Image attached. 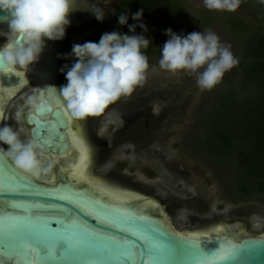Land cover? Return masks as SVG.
<instances>
[{
	"label": "rangeland",
	"instance_id": "374dc122",
	"mask_svg": "<svg viewBox=\"0 0 264 264\" xmlns=\"http://www.w3.org/2000/svg\"><path fill=\"white\" fill-rule=\"evenodd\" d=\"M79 1L75 0L72 10L76 9ZM120 1L82 0L83 15L70 21L62 41L54 42L61 53L62 68L65 65L70 67L75 60L70 56L73 44L97 42L102 28L112 17ZM180 1L183 15L186 16L183 20L184 27L179 30L178 35L207 32L211 29L220 37L221 43L231 45V51L239 61L236 53L239 52L240 32L232 33L224 19L236 15L246 26L259 24L252 3L254 0H241L235 12L209 11L204 7L203 0ZM95 7L104 9L106 15L103 22H97L87 12ZM205 18L210 20L207 27L203 26ZM3 44L4 40L0 35V45ZM160 59L159 50L148 61L149 69L145 80L131 94L121 96L100 114L83 120L82 129L95 150L116 148L113 154L112 150L109 152L107 162H102L94 154L95 175L105 178L103 183L109 184L111 179L125 189V192L159 204L156 206L159 208L158 212H163V216L177 231L189 235H208L215 225L221 223L230 228L239 225L248 236H262L264 195L248 200L238 198L234 173L213 164L206 157L193 154L186 143L198 122L197 112L203 100L221 86V82L235 71V67L226 72L222 81L214 88L201 90L195 83L194 74H172L161 70ZM65 73L66 70L58 78L60 88L65 85ZM232 80L236 83L235 78ZM19 105L20 102L15 101L12 107H8L2 127L7 124L17 130L23 129L21 139L30 141V128L25 125V120L27 113L33 108L21 110L22 119L17 123L15 114ZM90 118L100 119L98 128L93 130L97 143L92 141L88 129L90 127H87L88 123L92 124ZM5 148L8 149V146L5 145ZM46 167L50 168L43 176L47 181L61 167V161L56 164L48 161Z\"/></svg>",
	"mask_w": 264,
	"mask_h": 264
},
{
	"label": "clouds",
	"instance_id": "9594fccd",
	"mask_svg": "<svg viewBox=\"0 0 264 264\" xmlns=\"http://www.w3.org/2000/svg\"><path fill=\"white\" fill-rule=\"evenodd\" d=\"M71 3L72 0H0V13L4 14L0 23L8 25L11 38V42L0 45V74L27 73L43 53L46 41H62L70 26ZM240 3L241 0H203L207 10L218 12H235ZM87 12L97 22H103L106 15L101 7ZM142 17L143 9L131 15L136 23L128 25V13L117 16L121 27L128 25L130 35L113 30L103 33L98 43L72 45L70 56L75 63L61 69L66 70L67 83L59 93L49 88L62 99L73 120L83 121L100 114L145 80L149 63L143 50L153 41L145 35L148 29ZM137 27L142 30L139 35ZM164 35L168 39L160 49V69L172 74H194L201 90L214 88L239 63L231 45L221 43L211 29L178 35L169 28ZM26 102L36 112L50 109L43 95L30 96ZM21 119L22 112L17 111L15 120L19 123ZM22 131L7 124L0 128V144L8 146L7 150L0 147V161L10 160L17 169L37 176L48 172L50 168L40 159L37 144L22 140Z\"/></svg>",
	"mask_w": 264,
	"mask_h": 264
},
{
	"label": "water",
	"instance_id": "95a60500",
	"mask_svg": "<svg viewBox=\"0 0 264 264\" xmlns=\"http://www.w3.org/2000/svg\"><path fill=\"white\" fill-rule=\"evenodd\" d=\"M3 15L0 13V16ZM3 26L7 24L0 23V27ZM62 111L61 108L50 106L48 111H43L46 113L43 116L39 115L41 112L34 111L27 117L29 126L33 127V142H51V146L43 143L44 150L51 158L53 153L61 158L68 155L60 150L68 147V144L58 138L64 131ZM90 147L93 154L94 147ZM6 163L9 161H0V259L17 255L19 248L35 246L40 239L36 227L38 224L48 221L53 227H59L56 221L66 219L67 222L77 220L84 226L87 234H77L75 240L82 249L92 254L71 259L64 264H105V250L117 241L128 243L137 252H141L148 244H156L163 248L159 264H187L186 256L179 250L184 243V236L178 235L159 214L139 212L136 203L110 205L104 199L91 195L87 188L76 189L64 177L59 178L53 187L45 181L31 179L15 187H5L3 176ZM69 189L74 194L71 203L55 199L56 196L70 194ZM226 228V235L206 239L215 240L218 245L229 249L236 245L238 255L233 260L218 261L217 264H264V250L250 247L264 240V235L248 236L239 225ZM48 242L51 244V240ZM15 264L26 262L17 256Z\"/></svg>",
	"mask_w": 264,
	"mask_h": 264
},
{
	"label": "trees",
	"instance_id": "16d2710c",
	"mask_svg": "<svg viewBox=\"0 0 264 264\" xmlns=\"http://www.w3.org/2000/svg\"><path fill=\"white\" fill-rule=\"evenodd\" d=\"M252 3L259 24L246 26L236 15L224 19L232 33L240 32L236 53L240 60L229 80L203 100L198 122L186 141L193 154L233 172L237 197L247 200L264 195V2ZM141 9L148 29L145 35L153 41L143 50L150 61L168 39L164 32L171 28L178 34L184 27L180 0H121L100 37L113 30L130 35L128 25L136 23L131 15ZM126 13L128 25L121 27L117 16ZM209 25L205 18L203 26ZM141 33L137 27L136 34Z\"/></svg>",
	"mask_w": 264,
	"mask_h": 264
},
{
	"label": "snow or ice",
	"instance_id": "6c2138e0",
	"mask_svg": "<svg viewBox=\"0 0 264 264\" xmlns=\"http://www.w3.org/2000/svg\"><path fill=\"white\" fill-rule=\"evenodd\" d=\"M17 77H22V72H15ZM59 107L63 110L64 131L58 137L63 142L71 146V155L76 157L73 166L68 169L73 180H89L88 163L90 159V149L82 136H74L71 130L76 127L68 116L65 106L57 101ZM46 113H39L40 116ZM43 135V133H41ZM43 143L51 142L44 141ZM43 143L37 142L40 147L38 152L45 160H50L51 156L44 150ZM67 153L68 147L60 149ZM37 175L18 171L11 163L4 165L3 184L7 186H18L29 181ZM68 195H59L55 199L65 200L69 203L73 201V195L69 189ZM59 227H53L48 221L38 224L37 230L40 239L35 246L31 248H19L17 255H11L0 259V264H15L17 256L26 264H64L74 258L84 257L92 254L90 251L82 249L75 240L77 234L86 235V230L79 221L73 220L67 222L66 219L56 221ZM51 240V244L48 242ZM184 243L179 247L180 252L186 256L187 264H217L218 261L233 260L238 255V248L233 245L231 249L218 245L215 240L204 238L201 234H193L183 238ZM251 248L260 247L264 250V240L258 244L250 245ZM105 264H159L163 255V248L156 244H148L141 252H137L126 242H114L113 245L105 250Z\"/></svg>",
	"mask_w": 264,
	"mask_h": 264
},
{
	"label": "flooded vegetation",
	"instance_id": "af4514ba",
	"mask_svg": "<svg viewBox=\"0 0 264 264\" xmlns=\"http://www.w3.org/2000/svg\"><path fill=\"white\" fill-rule=\"evenodd\" d=\"M83 6H84V4H82V1H81V2H79L76 9L70 11V13H69V20L70 21L76 20V19H78V17L83 15V13H81V12H83V11H81L83 9ZM8 32H9L8 25L0 27V35L2 36V39L4 40V44L7 41L11 42V38L8 36ZM54 42L55 41H46L45 42L46 47H45L43 53L41 54V56L39 57L38 61L30 66L29 71L27 73L24 74L22 72L23 73L22 77H17L15 75V73L14 74L10 73V75L9 74H4V75L0 74V89H1L0 90V128H2V122H3V118H4V114H5L6 110L8 109L9 106L12 107V104L15 101L20 102V105L17 106V111L29 109L31 106L27 104V102H26L27 98L30 96H35V95H43L44 98L48 101L49 105L53 108H60V107H58L59 106L57 103L58 100H59V102H61L64 105L62 99L57 95V93H59V89H60V86H59L60 81L58 80V78L62 75L61 74V72H62L61 71L62 61H61V53L54 46ZM73 63H75V60ZM18 72H20V71H18ZM44 72L48 73V79H42L41 74H44ZM33 74H35V75H33ZM66 83H67V81L65 79V84ZM49 87L55 88L57 90V93L55 92V90H53ZM2 89H4V90H2ZM6 89H7V92H6ZM49 92H50V94H49ZM49 95H51V97ZM2 100H4V102ZM33 112H34L33 109H32V111L28 112L27 116H26V120H25V125L30 128L29 137H30V141H32V142H33V140L31 138V130L33 127L29 126L28 121H27V117L29 114H31ZM69 118L71 119V123H73V125H77V122H78V124H79L78 126L83 127V123H84L83 121L82 122L77 121V120L73 121V119L70 116H69ZM90 120L92 121V124L88 123L87 127L89 126L92 130L90 128H88L89 134L92 137V141L97 143L98 141L96 139V136H95V133L93 132V130L95 131V129L98 128V125H99L98 123L100 122L99 121L100 119L99 118H96V119L90 118ZM82 127H79L80 129L77 127L72 129L71 134L74 133L75 136H82L84 138L86 144L88 145L89 149H90V159H89L88 168H87L88 176L89 177L91 176L89 181H94L95 184L103 183L105 181V178L98 177L94 173V170H93L94 169V156L97 154L98 158L102 162H107L109 152L112 150V148H108V149L105 148L101 151L95 150V148H93V152H94L93 154H95V155H93L91 147L89 145V142L86 140V136L84 134ZM88 129H87V131H88ZM0 145H1L0 147H3L5 150H7L5 148L4 144H0ZM68 148L71 149V146L68 145ZM115 150H116V148H114L111 153L113 154ZM39 151L40 150H38V152ZM71 151L72 150H69V152H67L70 157L68 156V157H63V158H60L61 156H58L57 154L53 153L52 158L55 156L53 158L55 161L52 159L45 160L40 156V159L43 161L45 166H46V163L48 161H51L54 164L59 163L61 161V167L62 168L61 167L57 168V170L58 169L59 170L55 174H53L47 180V182H46V180H44V177H43L44 173L39 175L40 180L37 179L36 176L33 177L31 180L37 181V182H39V181L44 182L45 181L49 186H52V187L56 184V182L59 178L64 177L68 180V177L66 175H63L62 173L65 171V168L68 164L67 161L71 160V163H74V161L76 160V157L70 154ZM56 160H58V162ZM8 161H9V163H11L13 165V163L10 160H8ZM18 171H21V170L18 169ZM21 172H23V171H21ZM29 175L31 176L30 173H29ZM51 181H52V183H51ZM68 181L72 185H74L75 187H78L79 189L87 188L90 192L95 193L97 196H99L101 194L98 189L91 187L90 185H88L86 183H83L81 186H78V185L74 184L73 181H71L70 179ZM117 190H118L117 193H119L120 188L118 187ZM117 196H118V198L116 197V200H117V202H120V193ZM113 199H114V197H113ZM183 236L186 237V235H183Z\"/></svg>",
	"mask_w": 264,
	"mask_h": 264
},
{
	"label": "bare ground",
	"instance_id": "6f19581e",
	"mask_svg": "<svg viewBox=\"0 0 264 264\" xmlns=\"http://www.w3.org/2000/svg\"><path fill=\"white\" fill-rule=\"evenodd\" d=\"M82 0H80L79 2H81ZM79 4V3H78ZM75 6V0H72L71 3V8L73 9ZM72 11V10H71ZM10 75V73H8ZM14 74V73H13ZM4 75V74H3ZM35 75V74H33ZM32 76V75H31ZM42 79H48V73L44 72V74H41ZM17 87V86H16ZM2 88V87H1ZM15 88V87H14ZM1 90V89H0ZM4 90V89H2ZM14 90V89H13ZM7 92V89H6ZM51 92V91H50ZM49 92V94H50ZM6 94V93H5ZM51 97V95H49ZM7 98V97H6ZM4 102V100H2ZM59 107V106H58ZM74 121V120H73ZM73 124V123H72ZM78 125V124H77ZM79 128V127H77ZM80 129V128H79ZM81 131V130H80ZM72 135H74V133H72ZM75 136V135H74ZM1 146V145H0ZM71 150V149H69ZM55 157V156H54ZM53 157V158H54ZM70 157V156H69ZM53 158H51L52 160H54ZM57 158V157H56ZM61 158V157H60ZM66 159V158H65ZM64 159V160H65ZM68 159V158H67ZM55 161V160H54ZM58 162V160H56ZM47 162V161H46ZM67 166L65 168V171L62 173L63 175H66L68 177V180L70 179L71 181H73L74 184L81 186L83 183H86L88 185H90L91 187H94L96 189L99 190V192L101 193L99 196H97L95 193L90 192L89 193L93 196H96L99 199H104L108 204L110 205H130L132 203H136L137 206H139L137 208V211L139 212H144V213H153V214H159L163 220L167 221V219L165 218V216H163V212H158L159 208L156 206H158L159 204H156V202H151L149 199L147 198H143L140 197L139 195L137 196L136 194H130L128 192H125L126 190L119 187V184H117L116 181H113L111 179H109V184L108 183H97L95 184V182L89 181V180H85V181H80V180H73L72 176L70 175L68 169L71 168L73 166V163H71V160L67 161ZM62 168V167H61ZM59 170V169H58ZM64 170V169H63ZM37 179L40 180L39 176H36ZM47 182V181H46ZM50 182V181H49ZM52 183V181H51ZM108 184V185H107ZM74 186V185H73ZM107 186V187H106ZM75 187V186H74ZM109 187V188H108ZM118 187L120 188V202H117L116 197L118 198L117 195H119V193H117V189ZM76 189L79 190L78 187H75ZM108 188V189H107ZM111 188V189H110ZM114 197V199H113ZM168 222V221H167ZM169 224V222H168ZM170 226V225H168ZM172 226V225H171ZM217 226V227H216ZM215 227V228H214ZM213 227L214 230L210 231V233L208 235H202L204 238L206 237H213V236H219V235H226L227 232V225L225 224H217ZM174 228V227H173ZM174 231H176V233L180 236L186 235L187 236H191L193 234H197V233H193V234H188L186 232H180L174 229ZM191 232H199V231H191ZM201 233L203 232H208V231H200ZM206 234V233H205ZM264 235V234H263ZM262 235V236H263Z\"/></svg>",
	"mask_w": 264,
	"mask_h": 264
}]
</instances>
